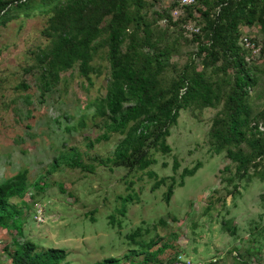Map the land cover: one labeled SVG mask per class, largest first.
<instances>
[{
  "label": "rangeland",
  "instance_id": "1",
  "mask_svg": "<svg viewBox=\"0 0 264 264\" xmlns=\"http://www.w3.org/2000/svg\"><path fill=\"white\" fill-rule=\"evenodd\" d=\"M5 2L6 12H0V183L22 172L25 180L22 197L7 201L19 212L21 236L0 229V264H10L4 248L12 252L13 242L23 241L37 250L61 249L69 264H264V135L256 139L254 148L247 143L250 135L238 147L227 146L250 160L242 179L225 152L214 151L217 143L212 132L224 129L232 70L225 54L219 52L218 59L209 62L199 47L209 41L207 23L215 19L220 0H196L188 7H180L178 0H144L139 9L128 7L135 18L129 27L135 38V64L149 60L154 87L162 93L159 102L168 97L181 75L188 78L196 73L215 95L212 107H203L196 99L178 111L164 139L167 153L146 140L143 150L153 164L143 171L98 163L111 158L122 139L108 131L107 115L95 111L110 82L106 57L110 16L102 20L99 36L90 44L83 77L77 62L56 72L48 68L58 34L51 24L66 1L42 5L41 0H20L27 6L21 10L11 0H0V8ZM189 17L200 28L197 36L181 30ZM237 27L239 35L251 36L260 48L262 59L250 70L253 83L244 89V101L249 121L263 122L264 0L259 1L257 21ZM127 43L125 35L121 52L127 51ZM157 52H163L162 56ZM155 59L162 64L160 69ZM188 87L186 81L178 94ZM133 103V98L126 99L121 113ZM104 133L106 141L88 147ZM73 155L85 170L64 165ZM173 159L178 165L175 172L171 171ZM196 163L200 168L182 178L183 185L178 187L181 169ZM147 171L156 179L172 176L167 204L162 197L170 181L151 191L154 180ZM127 194L132 199L124 204ZM36 207L42 222L34 220ZM222 222H226L224 229ZM136 228L141 232L129 243L124 236ZM149 242L148 250L144 245ZM156 249L160 252L155 258L143 259ZM108 259L116 262H103Z\"/></svg>",
  "mask_w": 264,
  "mask_h": 264
},
{
  "label": "trees",
  "instance_id": "2",
  "mask_svg": "<svg viewBox=\"0 0 264 264\" xmlns=\"http://www.w3.org/2000/svg\"><path fill=\"white\" fill-rule=\"evenodd\" d=\"M15 2L17 10L27 9L26 3L20 0H11ZM25 1V0H24ZM61 0H41V4L57 3ZM67 2L64 8H61L55 14V24H51L53 29L58 32L53 51L52 60L48 68L56 72L59 69L68 68L72 63H78L79 73L85 77L90 61V44L99 36L100 24L106 16H110L108 22V33L106 36V57L109 65L110 82L105 90L104 97L99 100V107L95 109L100 116L107 115L109 119V132L118 133L122 139L115 146L111 158L99 160V165L111 164L115 167L136 168L140 171L147 169L153 160L146 157L143 147L146 146V140L151 139L157 150L162 153L169 151L165 144V138L168 136V126L174 125L177 113L184 109L189 101L199 99L203 107H212L213 94L209 84L203 81L201 74H192L191 77L181 75L177 82L172 83L169 88L168 97L159 102L162 95L154 87L153 74L149 71V60L146 59L141 65L136 66L135 61V38L134 33L129 31L133 25L134 16L128 12L130 4L139 9L144 5V0H64ZM260 0H220L219 10L215 19L207 23L209 27V41L205 46L199 47V53H204L205 59L214 62L218 59V53L225 54V62L232 70V86L224 102L225 121L222 122L224 129H215L212 136L216 139L215 153L225 152V157L235 164L234 173L239 179L245 175L247 164L250 161L239 149L232 150L227 147L233 145L238 147L245 141V137L250 135L247 142L252 148L256 147V140L260 134L254 131L257 122L249 121V108L244 101L246 92L244 89L252 85V73L250 70L262 59L259 58L252 64L244 62V53L241 48L234 45L235 39L239 35L237 26L247 27L257 21V11ZM6 2L2 4L0 12H6ZM192 6V5H191ZM6 20L3 19V21ZM54 21V20H53ZM190 17L183 22H190ZM127 33V34H126ZM200 34V30H199ZM197 34V35H199ZM127 35V51L121 52L120 46ZM196 35V36H197ZM243 35V34H242ZM246 36L253 38L247 34ZM163 52H157L162 56ZM156 69H160L162 64L155 59ZM189 82V87L184 92L178 94L183 88V84ZM134 99L131 107L121 113L122 103L126 99ZM264 113V109L262 110ZM141 119V120H140ZM149 128H152L149 130ZM246 133V134H245ZM107 133H104L92 142L106 141ZM64 165L67 168H78L85 170L76 155L68 157ZM178 168L175 159L172 160L171 171L175 172ZM200 168L196 163L190 169L182 168L180 171V181L177 186L182 187V178L190 177ZM90 169V168H89ZM148 178H153L154 182L151 191L159 186L165 185L166 180L170 183L166 185L163 194V201L168 203L173 190V178L161 177L156 179L152 172H148ZM25 173L4 180L0 183V229L14 230L18 236H21V226L17 221L19 212L11 208L7 201L10 198H21L24 193ZM127 194L122 203L131 201ZM123 214V209L119 215ZM112 221V217H109ZM226 222L221 223L224 229ZM139 228H136L130 234L125 235L129 243H134ZM234 234V229L228 231ZM13 250L9 252L4 248L10 264H69L66 262V253L61 249L47 248L37 250L35 245L28 241L21 243L13 242ZM148 250L152 243L144 245ZM160 252L154 251L145 253L144 260H150ZM105 262H116V259L104 260Z\"/></svg>",
  "mask_w": 264,
  "mask_h": 264
},
{
  "label": "built area",
  "instance_id": "3",
  "mask_svg": "<svg viewBox=\"0 0 264 264\" xmlns=\"http://www.w3.org/2000/svg\"><path fill=\"white\" fill-rule=\"evenodd\" d=\"M196 0H178V5L180 7H188L195 3ZM172 14H176L175 11L171 12ZM181 30L184 31L187 36H194L199 34L200 28L196 26L195 24H192L191 22H183L181 24ZM238 46L241 48V50L244 53L243 60L246 64L250 65L254 61H256L260 56V48L257 46V44L252 41V39L246 35H241L238 38ZM254 131L257 134L264 135V121L258 122L255 125ZM35 217L34 220L38 222H42V214L40 208L36 207L35 210ZM173 264H191L189 262H178Z\"/></svg>",
  "mask_w": 264,
  "mask_h": 264
},
{
  "label": "crops",
  "instance_id": "4",
  "mask_svg": "<svg viewBox=\"0 0 264 264\" xmlns=\"http://www.w3.org/2000/svg\"><path fill=\"white\" fill-rule=\"evenodd\" d=\"M133 231H134V230H133ZM133 231H132V232H133ZM139 231H140V230H139ZM140 232H141V231H140ZM130 233H131V232H130ZM130 233H129V234H130Z\"/></svg>",
  "mask_w": 264,
  "mask_h": 264
}]
</instances>
